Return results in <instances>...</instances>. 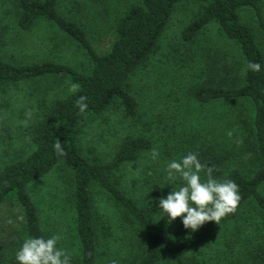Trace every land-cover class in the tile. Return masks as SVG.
<instances>
[{"label":"rangeland","instance_id":"obj_1","mask_svg":"<svg viewBox=\"0 0 264 264\" xmlns=\"http://www.w3.org/2000/svg\"><path fill=\"white\" fill-rule=\"evenodd\" d=\"M136 2L59 0L58 9L65 17L77 21L92 46L103 53L113 41L117 19ZM262 8L264 15V3ZM201 10V0H180L155 50L126 79V88L137 101L135 115H127L115 102L104 111L87 116L77 129L81 153L98 161H108L128 137L150 139L148 149L140 151L136 159L121 163L112 173L115 183L137 205L150 202L154 183H159L167 196L172 185H165L164 168L169 161L189 152L196 153L202 164L212 166L217 179H229L233 168L243 174L250 173L252 147L248 149L245 143L249 133L246 120L251 115L249 102L238 99L202 103L194 95L195 89L203 85H239L245 70L239 47L224 35L216 22L203 26L191 40L182 39V30ZM17 12L13 0H0L3 59L19 64L53 61L77 69L88 67L86 53L66 33L43 19L22 30L17 25ZM240 16L252 27L264 52L253 11L242 9ZM72 90L69 83L52 76L10 82L0 89V169L33 148L28 138L30 127L52 101ZM153 150L159 152L155 160ZM73 190L72 171L63 161L28 185L44 232L48 237L60 235L59 246L71 253L72 264H78L80 250L75 234ZM90 194L97 234L95 264H135L146 250L145 234L98 184H92ZM160 215L161 212L155 220L166 236L175 239L191 231L184 228L180 217L168 223L167 217ZM205 223L211 224L210 235L184 252L187 263L264 264L263 220L253 200L241 206L234 220L222 218L219 224ZM26 238L22 208L14 200L3 202L0 264H17L16 251ZM156 264L174 262L165 256Z\"/></svg>","mask_w":264,"mask_h":264},{"label":"trees","instance_id":"obj_2","mask_svg":"<svg viewBox=\"0 0 264 264\" xmlns=\"http://www.w3.org/2000/svg\"><path fill=\"white\" fill-rule=\"evenodd\" d=\"M180 0H138L117 19L114 38L109 49L99 53L89 41L82 26L65 17L58 9L59 0H13L17 8V25L30 29L37 20L51 22L72 38L86 53L89 65L77 69L64 62L40 61L27 64L12 63L0 56V89L10 82L52 76L69 83L73 90L52 101L40 118L30 127L28 138L33 148L0 169V206L14 200L22 208L28 237L48 238L44 232L37 207L28 193V185L45 175L59 161L73 174L75 234L79 244L78 264H95L97 234L90 194L92 184H98L114 198L136 221L148 244L135 264H156L168 256L174 264H189L184 252L206 240L211 224L172 239L159 228L155 217L161 210L158 200L164 196L162 186L151 187L150 202L137 205L119 188L112 178L113 171L123 162L136 159L139 152L148 149L150 139L128 137L122 141L108 161L86 157L77 143V129L84 119L98 114L113 103L122 106L127 115H135L137 101L126 88V79L155 50L158 39ZM201 12L182 30L183 40H191L209 22H216L224 35L235 42L245 64L242 83L234 86L203 85L195 89V98L208 103L213 100H247L251 115L246 120L248 141L252 147L248 169L243 174L233 168L228 178L238 185L240 200L236 211L223 217L234 220L241 206L253 200L264 227V52L255 33L241 16L240 10L251 9L264 42V0H201ZM249 62H259L261 72L248 70ZM86 97L87 108L81 112L77 100ZM250 126V130H248ZM251 139V140H250ZM59 143L62 152L54 145ZM251 154V153H250ZM254 154V156H253Z\"/></svg>","mask_w":264,"mask_h":264},{"label":"clouds","instance_id":"obj_3","mask_svg":"<svg viewBox=\"0 0 264 264\" xmlns=\"http://www.w3.org/2000/svg\"><path fill=\"white\" fill-rule=\"evenodd\" d=\"M247 68L257 73L262 70L259 62H249ZM76 104L81 112L85 111L86 97H80ZM54 147L62 152L59 143ZM158 157L159 152L153 150L152 159ZM164 172L165 185H172V190L159 198L158 207L160 218L166 216L168 223L180 217L184 228L195 232L205 222L219 224L223 217L236 211L240 200L238 185L230 179L215 178L214 168L202 164L196 153L189 152L169 161ZM60 241L58 234L48 238L28 237L16 251L15 260L17 264H72L71 253L59 246Z\"/></svg>","mask_w":264,"mask_h":264}]
</instances>
